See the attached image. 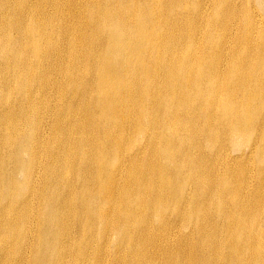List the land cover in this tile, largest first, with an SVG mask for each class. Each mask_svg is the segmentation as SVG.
I'll list each match as a JSON object with an SVG mask.
<instances>
[{
    "label": "bare ground",
    "instance_id": "bare-ground-1",
    "mask_svg": "<svg viewBox=\"0 0 264 264\" xmlns=\"http://www.w3.org/2000/svg\"><path fill=\"white\" fill-rule=\"evenodd\" d=\"M0 264H264V0H0Z\"/></svg>",
    "mask_w": 264,
    "mask_h": 264
}]
</instances>
